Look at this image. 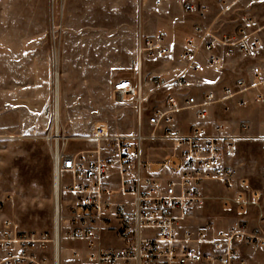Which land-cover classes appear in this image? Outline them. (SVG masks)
<instances>
[{
  "label": "built area",
  "instance_id": "2783aa9c",
  "mask_svg": "<svg viewBox=\"0 0 264 264\" xmlns=\"http://www.w3.org/2000/svg\"><path fill=\"white\" fill-rule=\"evenodd\" d=\"M166 1L153 0L156 7ZM238 1L218 0L223 10ZM175 2L198 16L208 9L207 3L196 0ZM262 46L264 22L246 15L231 33L196 23L178 58L199 71L204 65L222 64L236 52L246 54ZM137 52L133 77L118 78L112 91L119 103L134 104L138 130L109 135L107 124L99 123L90 137L91 148L63 152L57 143L53 168L59 203H66V228L61 227L59 216L50 232L26 231L15 221L0 217V264H63L65 251L76 264H260L246 251L264 250V190L252 188L235 163L243 136L231 134L221 124L194 125L183 131L174 122L180 111L197 109L205 116L210 105L225 99L237 97L240 105L249 99L264 102V69L253 66L252 79L242 78L236 87L224 88L219 98L210 91L200 99L188 96L180 102L168 93L163 103L146 108L142 56H165L169 48L162 33L140 35ZM150 84L155 88L185 87L186 81L181 75L172 81L156 75ZM147 110L150 137L170 143L168 158L152 161L144 155L147 137L141 133V118ZM241 129L247 133L249 126L243 124ZM152 164L158 168L152 169ZM64 173L70 176L66 183L61 181ZM212 184L223 192L217 197L221 207L236 216L221 227L213 220L195 227L192 220L211 198L205 189L210 190ZM60 186L67 195L64 199ZM63 239L76 244L63 246Z\"/></svg>",
  "mask_w": 264,
  "mask_h": 264
},
{
  "label": "rangeland",
  "instance_id": "374dc122",
  "mask_svg": "<svg viewBox=\"0 0 264 264\" xmlns=\"http://www.w3.org/2000/svg\"><path fill=\"white\" fill-rule=\"evenodd\" d=\"M238 2L235 19L237 12L245 10V16L254 15L258 22H264V1L259 8H252L253 0ZM176 5L174 2L156 7L153 0H0V217L15 221L26 231L53 230L57 215L53 168L56 133L59 150L76 153L93 146L90 137L99 123L107 124L109 135L138 130L135 106L119 103L112 91L113 84L119 77L131 76L138 66L140 35L154 37L162 33L169 47L165 56H142L145 82L156 76L152 69L173 66L183 47L181 38L195 25ZM213 11H217L216 7L205 12V18L199 16L208 21ZM255 11H259L258 16L252 13ZM225 23L220 26L223 28ZM259 50L264 51V46ZM238 59L240 66L253 62L249 56ZM262 59L264 62V56ZM56 73L59 75L57 124ZM208 78L194 76L191 80L199 84L202 96L213 91L217 98L222 96L223 88L236 87L238 81L217 72ZM143 87L146 108L162 103L168 88H155L149 83ZM185 88L174 86L173 92H183ZM226 101L232 104L231 114L238 122L251 124L250 134H243L237 144V168L252 188L264 190V140L261 138L264 102L250 101L247 107L240 108L234 98ZM224 102L217 101L208 107L209 111L218 109L213 112L216 119L226 116L220 109ZM148 113L145 111L141 118V133L147 137L143 143L144 155L152 161L168 158L170 143L150 137L152 127L145 117ZM187 115L177 113L178 123L186 121ZM173 161L170 160L172 166ZM151 168L158 167L152 164ZM69 177L64 173L61 181L66 183ZM210 187L205 189V194L211 198L192 220L195 227L205 220H213L221 227L236 216L234 211L221 207L217 199L223 194L221 188L217 184ZM60 196L67 197L62 194L61 186ZM66 216V203L61 201L62 228H66L63 221ZM62 244L76 243L63 239ZM67 254L63 252V264H76ZM246 255L264 264L263 249L251 248Z\"/></svg>",
  "mask_w": 264,
  "mask_h": 264
},
{
  "label": "crops",
  "instance_id": "0c3cea01",
  "mask_svg": "<svg viewBox=\"0 0 264 264\" xmlns=\"http://www.w3.org/2000/svg\"><path fill=\"white\" fill-rule=\"evenodd\" d=\"M262 1H264V0H253V2H251L252 8L253 7H255V8L261 7V5H263ZM174 2H175V0H168L164 4H166V3H168V4L172 3L173 4ZM196 2H205L208 4V9H207L206 13H209L211 10H213V7L214 8L216 7L217 11H215V12L213 11L214 13L213 12L211 13V17L207 21L205 19H202L200 16H198L195 13H192V14L188 13L187 14L183 10H181V8H180V10L186 16H189L192 18V20H194L193 24H196V23L200 24L201 23L200 21H202V25L212 26L214 31H218L220 33H223V32L231 33L233 31H235V29L242 23L243 19L245 18V15H244L245 10H241L240 13L237 12L238 18L237 19L234 18L235 13H236L235 11H236V9L239 8L238 7L239 2H238V4L235 3L236 4V5L234 4L235 6L233 5L226 10H223V7L219 4L218 0H196ZM164 4H163V6H164ZM176 6H178V5H176ZM248 12L251 13V11H248ZM252 13H254L257 16L259 15V11H255ZM227 16H229V17H227ZM231 18H234V20ZM224 22H226L225 24H227V25L222 28L220 25H221V23H224ZM192 33H193V26H190L189 33L187 35H185L186 37L183 36L181 38L180 44L183 45L184 40ZM167 47H168V45H167ZM241 56H249L250 58H252L253 59L252 64H250V65L243 64V66L242 65L240 66L238 63V60H239L238 58ZM263 56H264V51L263 50L260 51L259 49L251 51V52L246 53V54L241 53V52H236L231 57L224 59V62L222 64H220L218 66L204 65V67L199 71L192 70L190 67H188V65L185 61L180 60L177 56V58L173 62V66L170 67L169 69H164V68L160 69V70L152 69V72L154 73V75L162 76V77L164 76L166 78L165 80H167V81H172L174 78L181 75L185 79L187 87L185 86L186 88L185 87H179V88H185V90L183 92L175 93V92H173L174 91L173 87L175 85H169V86H167L168 88H167V93L165 94V96L168 93H170V94L175 95L180 100V102H183L184 99L188 96H195L197 99H200L202 97V95L200 94V88H199L200 86H198L199 84H195L192 82L193 80H191L194 76L196 78L197 77L198 78L204 77L206 79H209L208 76L211 75L212 72H217V73H221L222 75H224V73L228 74L231 79L235 78L237 80H240L243 78L246 80H250V79H252V67L254 65H256V66L260 65L262 68H264V62L262 59ZM150 71L151 70H148V72H150ZM133 75H134V73L131 76H128V78H132ZM119 78H122V77H119ZM213 79L217 80V78H213ZM146 83L150 84V82H148V81ZM208 92H210V91H208ZM222 92H223V90H222ZM143 93H145L144 87H143ZM234 99L238 103V98L234 97ZM225 100H221V101L224 102ZM163 101H162V103H163ZM250 101L251 100L249 99L248 103ZM228 103L229 102H227V101L224 102L223 103L224 106L222 108H220L222 113L224 112L223 115H226V116H223V118L218 116V118H220V119H216L213 116V112H215L218 109H216V110L212 109L211 111H209V109H208V112L205 115V116L208 115L206 118H205V116L200 118L197 109H190V110L180 111V112L188 113V115L186 117V121H184L183 123H178L176 115H175L174 125H175V127L179 128L180 130L187 131L190 127H192L194 125L212 126L213 124H221L226 128V130L228 132H230L233 135L243 136V134H244L245 136H248L250 134V131H251V124L247 121H242L244 124H247L249 126V130L247 131V133L243 132L242 129L240 128V124L242 122H238V120H236L234 118V115L231 114L234 112L232 110L233 106H232V104L229 105ZM248 103H246L245 105L239 104V106H240V108H242V107L245 108V107H247ZM252 103L257 104L254 102H252ZM144 104H145V102H144ZM180 112H178V113H180ZM248 132H249V134H248ZM261 135H262L261 138H263L264 135L263 134H261ZM257 137H260V135Z\"/></svg>",
  "mask_w": 264,
  "mask_h": 264
},
{
  "label": "bare ground",
  "instance_id": "6f19581e",
  "mask_svg": "<svg viewBox=\"0 0 264 264\" xmlns=\"http://www.w3.org/2000/svg\"><path fill=\"white\" fill-rule=\"evenodd\" d=\"M58 87H59V75L56 73L55 74V89H56V93H55V121H56V124H57V122H58V119H59V111H58V106H57V104H58V100H59V96H58ZM55 139H56V142L58 143V139H59V135H58V133H56V137H55ZM57 143L55 144V146L56 147H58L57 146ZM55 199H56V210H57V215H56V219H55V221L57 220V218H58V216H59V214H58V207H59V192H58V186H57V178H56V176H55Z\"/></svg>",
  "mask_w": 264,
  "mask_h": 264
}]
</instances>
